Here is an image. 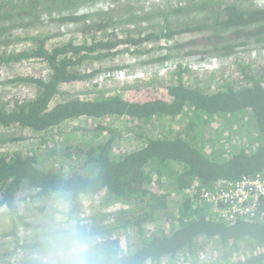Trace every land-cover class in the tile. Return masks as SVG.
Masks as SVG:
<instances>
[{
  "label": "trees",
  "instance_id": "trees-1",
  "mask_svg": "<svg viewBox=\"0 0 264 264\" xmlns=\"http://www.w3.org/2000/svg\"><path fill=\"white\" fill-rule=\"evenodd\" d=\"M65 1L64 9H71L85 0ZM132 3L127 0L112 10L123 9L121 18L130 21L138 7ZM206 3L208 7L198 1L190 9H174L175 13L204 12L201 20L179 32L168 24L155 27L144 40L157 44L179 33L175 51L195 62L228 57L248 44L264 45V11L244 6L210 17L214 2ZM105 15L89 24L80 17L65 19L81 28L80 43L70 40L48 49L50 36L34 35L28 37L32 42L29 49L0 54V65L12 67L37 58L49 67L45 79L12 75L0 81L2 90L15 83L35 90L32 98L6 100L11 108L0 99V128L14 129V136L0 133V264H24V240L32 224L29 213H35L48 190L60 182L87 188L91 199L85 201V211L97 222L100 216L108 220L101 227L117 235L111 240L125 252L126 264H264V199L254 219L232 222L212 221L204 205L194 206L189 199L173 201L195 185L209 190L220 179L236 181L264 173V64L253 73V63L240 62L236 78L220 76L215 90L190 88L180 79L178 85L145 80L113 95L91 94L81 100L62 91L61 84L88 78L78 69L85 62L105 59L120 45L138 46L143 41L130 35L94 41V33L111 21ZM11 24L9 31L24 25L17 20ZM7 34L8 30L0 26V35ZM143 53L140 50L137 54ZM107 69L114 70L106 67L97 71ZM185 109L192 114L180 131L167 130L161 140L141 133L140 128L152 120L184 116ZM109 116L135 123L139 139L133 151L115 153L118 132L101 123L66 132L68 123L81 117L97 120ZM217 116L232 122L228 135L215 127ZM53 130L62 138L58 142ZM29 138L40 142L24 148L22 141ZM13 142L20 148L11 153L4 146ZM51 162L57 167L52 169ZM115 203L122 209L108 211ZM163 218L173 219L169 230L146 232V223ZM175 221L179 223L177 229ZM121 235L125 240L129 237L127 246L122 247ZM213 251L218 253L216 258ZM201 255L208 263L199 262Z\"/></svg>",
  "mask_w": 264,
  "mask_h": 264
},
{
  "label": "rangeland",
  "instance_id": "rangeland-1",
  "mask_svg": "<svg viewBox=\"0 0 264 264\" xmlns=\"http://www.w3.org/2000/svg\"><path fill=\"white\" fill-rule=\"evenodd\" d=\"M94 1L95 0H85L83 3H80V4L76 3L72 5L71 9H67V8L64 9L63 6L66 5L65 0L55 1L59 7L53 5L54 2L51 0H0V19H1L0 26L6 28L9 32V34L7 35H3V36L0 35V54L9 52L14 47V42H16L20 37L25 38L26 36L37 35V34L53 35L51 37L53 43L65 42L67 40H74L75 41L74 43H80L81 38H83L82 37L83 33L80 31L81 28H79V25H77L76 23H71V22H68V23L61 22V21H58L57 18H52L51 16L49 18H46L45 15L55 14L59 19H66V15H68V17L77 15L80 18H84L85 22L89 24V23H95L99 16L105 18L106 17L105 13H106L108 16H110L112 22L109 21L106 27L100 30V32H103V35L101 36V41H106L108 39H116V38L126 39L129 35L139 37L141 34L145 32V30L152 32L154 31V28L158 26L165 27V25L168 24L174 28L175 27L174 23L176 22H182V23H188V24L193 23L192 22L193 16L190 12L188 13H185V11H182L181 13L174 12V9L180 6L178 7L170 6V7H166L163 10H160L155 4H152L151 6L147 7L148 14L146 16L147 18L149 17H153V18L151 21L145 23L142 20H138L137 17H135V19H132L130 21L127 20L125 17L121 18V13L123 12V9L111 10L115 5L114 4L115 0H108V1L100 0V2L97 3L98 9L92 8V5L95 4L93 3ZM198 1L201 2V0H192L191 2L189 0H183L182 7L190 9V5ZM126 3H127V0H122L120 5L123 6ZM202 3H205L208 7V4L206 2H202ZM132 5H134L135 8L138 6L133 11V15L136 16V13L141 9L142 5L141 3H137V0H133ZM249 8L255 10V8L251 6ZM226 9L231 10L233 9V6L230 4H226ZM97 10H101V12H97ZM260 11H264V8H262ZM194 15L196 17V20H201L202 15H204V12L202 15L201 14L199 15L197 12H195ZM214 15H216L215 12L210 13V17H213ZM16 20L19 21V23H23L24 25L19 26V28L15 29L13 33H10L9 30L12 28V24L10 25V22L16 21ZM133 23H134V28H131V24ZM179 24L181 23H178V25ZM137 26H139V28L136 30ZM72 29H75V31H71ZM25 44H26V41H25ZM121 47L122 49L130 48L127 45H121ZM249 47L252 48L254 46H249ZM136 49H137L136 54L140 50L145 51V53L148 52L147 49L142 48L140 45H138ZM14 51L15 53L20 52L17 47H15ZM114 55L115 54H111L105 59H94L92 61H87L78 68L81 70H86V69L93 68V67L114 68L113 71H109V69L105 70L104 73H101L99 77L95 78L96 84L91 88V91H84V92L75 94L71 91H65V89H61V90L69 93L73 97L77 96L82 99H89L91 94L113 95L115 92L117 93V91L120 88L125 87V86L121 82L120 75L117 73L118 68L116 67L118 65H114V64H117L114 61ZM137 55H141V54H137ZM135 57H138V56H135ZM224 58L217 59V60L220 61L223 65ZM120 62L123 63L124 60L121 59ZM155 62L156 61L151 62L149 65H147L146 72L148 74L142 70L144 73L142 79L144 78V76L145 78L141 80L140 83L137 82L133 86L142 84L145 80L160 81L158 78L155 77V74L151 72L153 69V64H155ZM192 62L193 61L189 59L184 60V65L180 68V71L183 74L182 78L180 77V80L184 82L186 85H190L191 87L199 86L200 89H203V90L204 89L215 90L214 85L216 84V81H217L215 77L211 78V75L208 72H200V71L191 69L187 65ZM177 70L178 68L175 69V71L179 72ZM227 70L229 69L220 70V71H227ZM99 72H103V71H95L92 75H96ZM12 75H22L24 77L32 76V77L43 79L44 71H42V68L38 63L33 62V61L25 62L23 64L17 63L14 66L12 65V67H9L4 64L0 65V81H6L7 79H9V76H12ZM215 75L219 77V74L215 73ZM163 81H170L171 84H174V85L177 84L178 82L176 81L175 74L167 75L166 79H164ZM14 85H19V84L15 83ZM21 85H24V84H21ZM25 86L27 90L26 91L27 98H31L32 96H34L35 90L27 84H25ZM21 96H22L21 92L15 91V92L9 93L8 90L6 89L2 90L0 88V99H5V102H7L6 100L19 101L21 100L20 99ZM16 97H18L19 99ZM10 104L11 103L7 104V108H11ZM184 113L185 115L179 118L175 125H174V122L170 120H166V122L161 123V124L153 122L150 126H147V127H151L149 129V132L151 133L152 131H155L157 129L173 130L172 127H182L184 124L186 125L189 121L188 119L190 115L192 114V112L190 109L189 110L185 109ZM91 120L93 121V119H88L85 117H81V119L73 120L72 122L68 123L69 124L68 127H65L66 132H67V129H77L78 127L81 129H88L89 127H92L93 125H95V123H93ZM202 120L204 121V118ZM101 124L111 126L118 132V137L116 139V147L117 145L122 146L123 147L122 151L126 152L130 138L124 137V136L125 134L126 135L129 134L130 131H133V132L136 131L135 127H133L135 123L132 124L125 118L108 117V118L103 119ZM215 127L230 128L232 127V122L225 121V119H223L222 117L217 116ZM13 130H14L13 128H0V133H3L7 137H10V136H14ZM217 130L221 131L220 128H217ZM239 130H241L242 132L243 129L239 128ZM52 133H54L53 134L54 140L58 142V139L61 137L56 135L57 130H53ZM46 138L49 139V135H47ZM39 142L40 140L38 139L29 138V139H25L24 141H22V145L24 148L33 147V146L36 147V145H38ZM17 143L18 142H13L12 149H11L12 151L20 148L19 144ZM6 147L8 148L7 145ZM136 147H137V138L135 141L131 143L130 149H135ZM223 154L224 152L222 153V155ZM49 166L53 169L54 167H57V164L54 166L53 162H51ZM35 215H36V212L29 213V216H30L29 221L33 222ZM99 218L100 219L98 220V223L100 224V226H106L108 221L105 222L104 220L105 217L100 216ZM161 222L162 220L158 222L159 227L161 226ZM110 236L117 237V235L114 234L113 232L110 234ZM120 238H121L120 241H121L122 247L124 245L127 246L128 242L126 240L129 241V237H127L125 240L123 236L121 235Z\"/></svg>",
  "mask_w": 264,
  "mask_h": 264
},
{
  "label": "built area",
  "instance_id": "built-area-1",
  "mask_svg": "<svg viewBox=\"0 0 264 264\" xmlns=\"http://www.w3.org/2000/svg\"><path fill=\"white\" fill-rule=\"evenodd\" d=\"M108 1V0H106ZM141 1V9L136 13V17L138 20H142L145 23L152 20L153 17L147 18V7L151 6L152 4H155L160 10L165 9L166 7H178L182 9H186L182 7L183 0H140ZM100 2V0H95L92 5L93 9H98L97 3ZM147 9V10H146ZM101 11V10H97ZM185 13H188L190 11L184 10ZM191 13V12H190ZM193 16V23L196 22V17L193 13H191ZM178 23L182 22H176L174 23V26ZM131 28H134V23L131 24ZM121 31V30H120ZM146 33H149V31L145 30L141 36H144ZM101 37V33H98V38ZM173 45V41L169 40L166 41L165 44L162 43L160 45V48L153 47V43H142L143 48L147 49L148 52L137 55L134 53V48L131 47L126 51L115 53L114 55V61L118 65L116 68L117 73L121 77V82L125 87L133 86L135 83L143 80V71L146 72L147 65H149L151 62H155L153 64V69L151 72L155 74V77L158 78L160 81H163L166 79L167 75H170L174 73L175 69H177V63H180L182 66L184 65V60H175L173 57H170V50L168 47H171ZM168 46V47H167ZM119 51V50H118ZM138 56V57H135ZM123 59L124 62H120V60ZM118 62H117V61ZM33 62L38 63L42 71H44L43 79H45L48 75L49 69L46 66L45 63L32 60ZM30 61V62H32ZM220 61L209 58L203 62L199 63H189L187 66H189L191 69L200 71V72H208L209 74H222L224 78H227L229 80H233L236 78V70L237 65L241 62L244 64L253 63L251 66V70L253 73L257 72V68L259 66H262L264 64V47L260 48H250L248 46H243L237 49V52L235 54H232L228 57L224 58V64L220 65ZM119 63V64H118ZM99 67H93L86 70H82V72H86L87 75H91L94 71L99 70ZM226 70L227 71H220V70ZM143 70V71H142ZM103 72H99L96 75L89 76L88 78L84 79L83 81L79 83H63V85L60 86V89H65V91H71L75 94L84 92V91H91V88L96 84L95 78L99 77V75ZM147 73V72H146ZM108 74V73H107ZM148 74V73H147ZM22 76V75H21ZM147 76V75H146ZM213 77H215L216 80L219 78L214 74ZM66 84V85H65ZM136 86V85H135ZM245 86V84H244ZM122 87V88H125ZM9 91V93L12 92H21L22 96L20 99H28L26 95V86L25 85H10L5 88ZM121 89V88H120ZM119 89V90H120ZM118 90V91H119ZM117 91V92H118ZM116 94V92L114 93ZM33 97V96H32ZM31 97V98H32ZM77 97V96H75ZM18 98V97H16ZM79 98V97H77ZM19 99V98H18ZM81 100H86L79 98ZM106 118V117H105ZM104 118V119H105ZM108 118V117H107ZM103 119H93V123H101ZM90 121V120H89ZM174 122V121H172ZM224 123V121H223ZM223 131V134L228 135L229 128L228 127H218ZM151 134L155 139H161V133L159 129L152 131ZM124 137H129L130 141L128 142V148L126 152L122 151V146L116 147L115 153L121 154V153H128L133 151L134 149H130L131 143L136 140L137 136L133 131H130L129 134H125ZM7 150L12 149L11 145H7ZM254 147V146H253ZM114 153V154H115ZM189 199V201L195 206V205H204L207 210L209 211V215L212 218V221L216 222H232L237 218L251 220L256 217L258 214V210L261 204V201L264 199V173L256 174L254 177H247L243 176L240 179L236 181H227L224 179H220L216 181L212 189L205 190L199 188L197 185L190 187L189 189L182 191L178 196L176 195L173 199L174 202H178L179 200ZM122 205L120 203H115L112 205L108 211L113 210H119L122 209ZM174 218H176V214L174 213ZM105 222L108 221L107 219H104ZM171 224H173V219H162L161 226H158V222L152 221L149 223H146L144 225V229L147 233H155L159 234L160 231L164 230L167 231L170 229ZM178 221H175L174 228H178ZM111 234V233H110ZM108 234V235H110ZM110 238H115V236H110ZM204 255L199 256V262L200 263H208L203 258ZM213 256L216 258L218 256V253L216 251H213ZM203 258V259H202ZM180 264H189V263H180Z\"/></svg>",
  "mask_w": 264,
  "mask_h": 264
},
{
  "label": "clouds",
  "instance_id": "clouds-1",
  "mask_svg": "<svg viewBox=\"0 0 264 264\" xmlns=\"http://www.w3.org/2000/svg\"><path fill=\"white\" fill-rule=\"evenodd\" d=\"M207 1L214 2L213 5L210 4L211 7L210 12H212L213 10V12H215L216 14L226 11L227 10L226 4L232 5L233 9L242 8L244 6L247 7L251 6L259 10L264 8V0H207ZM121 2L122 0H115L114 1L115 5L112 9H115L116 6ZM201 2H206V0H201ZM137 3H141V1L137 0ZM50 16L52 18H57L58 21L61 22L74 23L69 20L59 19L55 14L45 15L46 18H49ZM74 16L79 17L77 15ZM135 17L136 16L132 14V18L135 19ZM66 18H71V17H68V15H66ZM187 24L188 23H181L179 25L176 24L173 30L175 32H179V30ZM261 25L262 23H260V26ZM18 28L19 26L13 28L10 31V33H13V31ZM71 31H75V29H72ZM98 33H101V36L103 35V32L100 31L94 33L95 34L94 41H101V37L98 38ZM150 34L151 32L146 33L144 36L141 35L139 36V39L143 40L139 44L142 48H143L142 43L144 42L153 43V47L156 46L160 48V45H162V43L165 44L166 41L172 40L173 45L171 47L167 46L168 49L170 50V57H173L175 60L186 59L181 56L179 51H175L174 49L175 45L180 40L179 33L175 34L173 38L162 40L157 44H155V41L153 42V41L144 40V38ZM37 35H48V34H37ZM31 36H26L25 38L20 37L16 42H14V47L9 52L15 53L14 51L15 47H17L20 52L29 49L32 46V42L28 39V37ZM49 36H50V40H49L48 49H51L52 46H60L70 42V40H67L65 42L53 43L51 39L53 35H49ZM126 45L129 46L130 48L133 47L134 53L137 52L136 47L138 46H134V45L131 46L130 44H126ZM247 46L248 47L254 46L252 48L264 47V45H249V44ZM128 49L129 48L122 49L120 45L115 49V51H113L112 54L123 52ZM32 60L43 62L48 67L47 63L44 60L37 58L25 59L21 64L25 62H30ZM192 63H199V62L193 61ZM181 67L182 65L180 63H177V68H178L177 71L180 72V75H178L179 72L176 71L172 73L176 75V81H178L177 84L175 85L181 84V82H179L180 77L182 78L183 76L182 72L180 71ZM104 68L106 67H99L98 69H104ZM79 71L82 74L87 75V73L82 72L81 69H79ZM93 73H91V75L89 76H92ZM214 74H210L211 78H213ZM220 76H222L221 73L219 74L218 78H220ZM182 83L187 87L200 89L199 86L191 87L190 85H186L184 82ZM181 117L182 115L175 116L173 118L163 117L161 119H154L149 124L143 126L142 129L140 127L139 128L141 133H143L146 136L154 138L153 135L149 132V129L151 127H147V126H150L153 122L161 124L166 122V120L174 121V125H175L177 120ZM172 129L175 131H180L181 128L172 127ZM167 130L159 129L161 136H163L162 133H164ZM134 133L137 136L136 131H134ZM137 139H139L138 136ZM161 139H157V140H161ZM14 151L11 150V153ZM90 199H91V194L89 193L86 187L73 186L70 183L60 182L55 186H53L52 188H50L43 197L42 203L39 206L38 210L36 211V215L32 224L26 230V236L24 240V244H25L24 264H126L125 252L122 249H120L115 243L112 242L108 233L100 226L97 220L93 216H91L88 212L85 211L84 203L86 200L90 201Z\"/></svg>",
  "mask_w": 264,
  "mask_h": 264
},
{
  "label": "crops",
  "instance_id": "crops-1",
  "mask_svg": "<svg viewBox=\"0 0 264 264\" xmlns=\"http://www.w3.org/2000/svg\"><path fill=\"white\" fill-rule=\"evenodd\" d=\"M230 131V130H229Z\"/></svg>",
  "mask_w": 264,
  "mask_h": 264
}]
</instances>
